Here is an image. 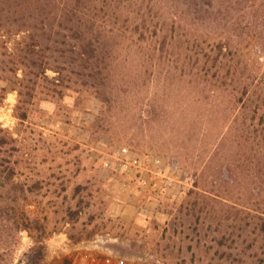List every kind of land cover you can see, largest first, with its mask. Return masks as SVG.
Returning a JSON list of instances; mask_svg holds the SVG:
<instances>
[{
  "label": "rangeland",
  "instance_id": "rangeland-1",
  "mask_svg": "<svg viewBox=\"0 0 264 264\" xmlns=\"http://www.w3.org/2000/svg\"><path fill=\"white\" fill-rule=\"evenodd\" d=\"M65 261L264 264V0H0V264Z\"/></svg>",
  "mask_w": 264,
  "mask_h": 264
},
{
  "label": "trees",
  "instance_id": "trees-1",
  "mask_svg": "<svg viewBox=\"0 0 264 264\" xmlns=\"http://www.w3.org/2000/svg\"><path fill=\"white\" fill-rule=\"evenodd\" d=\"M79 55H80V59H82L83 63H85V62L90 63L95 58H97L96 52H94V54H90V53H87V51H85V50L81 51V53H79ZM36 248H39V251H40V254H41L40 255V259H43V256H44V254H43L44 253L43 245H39ZM61 264H69V263H68V261H65V263H61Z\"/></svg>",
  "mask_w": 264,
  "mask_h": 264
},
{
  "label": "crops",
  "instance_id": "crops-1",
  "mask_svg": "<svg viewBox=\"0 0 264 264\" xmlns=\"http://www.w3.org/2000/svg\"><path fill=\"white\" fill-rule=\"evenodd\" d=\"M126 212L127 210L126 209H123L122 211H120L119 213L122 214L123 216H126ZM129 214V213H128ZM135 215H132V214H129L128 215V218H134Z\"/></svg>",
  "mask_w": 264,
  "mask_h": 264
},
{
  "label": "built area",
  "instance_id": "built-area-1",
  "mask_svg": "<svg viewBox=\"0 0 264 264\" xmlns=\"http://www.w3.org/2000/svg\"><path fill=\"white\" fill-rule=\"evenodd\" d=\"M121 262H124V260L122 259Z\"/></svg>",
  "mask_w": 264,
  "mask_h": 264
}]
</instances>
